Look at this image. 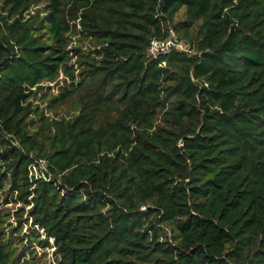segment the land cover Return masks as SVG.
I'll use <instances>...</instances> for the list:
<instances>
[{
  "label": "trees",
  "instance_id": "16d2710c",
  "mask_svg": "<svg viewBox=\"0 0 264 264\" xmlns=\"http://www.w3.org/2000/svg\"><path fill=\"white\" fill-rule=\"evenodd\" d=\"M0 192V264H264V0H0Z\"/></svg>",
  "mask_w": 264,
  "mask_h": 264
},
{
  "label": "rangeland",
  "instance_id": "374dc122",
  "mask_svg": "<svg viewBox=\"0 0 264 264\" xmlns=\"http://www.w3.org/2000/svg\"><path fill=\"white\" fill-rule=\"evenodd\" d=\"M184 16L183 13L178 15V19L180 20ZM175 34V33H174ZM176 36V34H175ZM177 37V36H176ZM177 44L176 48L172 50L171 53L174 51H182L185 52L188 47L186 46L184 41H180L177 38ZM170 53V54H171ZM167 64L166 62H163L159 65V67H165ZM44 89L41 90L38 99H35L33 101V107L39 109V115L34 114L30 120H31V130L32 131H38L40 126H44V128L48 127V123L50 120H56V119H62V118H68L71 116H74L77 114L75 109H72V103H65L64 105H56V106H51L50 101L53 100L58 94H60L62 87L66 86L67 83L64 82L63 80H60L59 83H53V84H48V83H43ZM42 120V121H41ZM17 145V143H15ZM105 146V144H104ZM36 174V172H35ZM38 174L41 175V171H38ZM6 198V193L0 192V211H9L11 212V218L8 220L7 226L9 228H15L18 226L17 221L15 220V212L18 210V207L20 205H16L14 202H11L7 204L5 202ZM12 199H10L11 201ZM29 208L26 209V214L24 215V219H28L29 216L27 214ZM146 208H143L145 210ZM11 225V226H10ZM32 225V221L29 220V224L24 225V230L22 235H24L26 232H28L29 227ZM170 235V234H169ZM171 236V235H170ZM51 244L53 243V240L50 241ZM37 242L34 243V246L30 248V250L35 251L37 254V257H43L45 258V262L50 264L55 260V257L53 256L54 249H46L42 250L37 246Z\"/></svg>",
  "mask_w": 264,
  "mask_h": 264
},
{
  "label": "built area",
  "instance_id": "2783aa9c",
  "mask_svg": "<svg viewBox=\"0 0 264 264\" xmlns=\"http://www.w3.org/2000/svg\"><path fill=\"white\" fill-rule=\"evenodd\" d=\"M177 43V37L172 30L170 38L158 39L155 37L152 39L149 46V54L155 59L166 57L176 48ZM48 166L49 162L47 159H35L29 166L30 178H35L36 180L44 179L47 182H52L53 173L50 172ZM39 170L42 173L41 175L38 174Z\"/></svg>",
  "mask_w": 264,
  "mask_h": 264
}]
</instances>
